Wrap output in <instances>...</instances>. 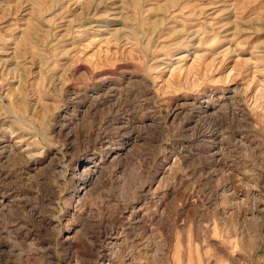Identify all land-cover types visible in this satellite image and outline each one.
I'll use <instances>...</instances> for the list:
<instances>
[{
    "label": "rangeland",
    "instance_id": "rangeland-1",
    "mask_svg": "<svg viewBox=\"0 0 264 264\" xmlns=\"http://www.w3.org/2000/svg\"><path fill=\"white\" fill-rule=\"evenodd\" d=\"M0 264H264V0H0Z\"/></svg>",
    "mask_w": 264,
    "mask_h": 264
},
{
    "label": "bare ground",
    "instance_id": "bare-ground-1",
    "mask_svg": "<svg viewBox=\"0 0 264 264\" xmlns=\"http://www.w3.org/2000/svg\"><path fill=\"white\" fill-rule=\"evenodd\" d=\"M119 156V155H118Z\"/></svg>",
    "mask_w": 264,
    "mask_h": 264
}]
</instances>
